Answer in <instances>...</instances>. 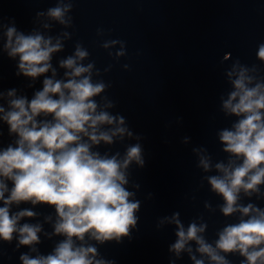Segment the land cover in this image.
<instances>
[{
  "label": "water",
  "instance_id": "obj_1",
  "mask_svg": "<svg viewBox=\"0 0 264 264\" xmlns=\"http://www.w3.org/2000/svg\"><path fill=\"white\" fill-rule=\"evenodd\" d=\"M56 7L66 9L65 23L49 16ZM11 26L25 35L51 37L53 44L59 39L62 48L52 53L47 73L33 78L20 71L19 55L10 56L6 47ZM261 44L264 0H0V106L7 111L11 99L31 100L43 89L45 77L66 81L65 73L71 70L60 62L75 56L80 47L88 56L77 63L92 64L93 83L106 85L93 98L97 111L124 117L123 125L117 120L101 129H127L122 137L114 136L111 144L93 145L92 151L119 153L118 159H123L129 146L141 147L143 165L133 160L124 170L128 181L124 187L133 193L129 199L139 202L135 225L127 235L104 242L90 233L82 241L73 237L76 246L94 247L95 260L105 264H196V260L217 264L198 251L196 240H189L179 253L173 250L179 220L185 231L192 223L203 227L198 236L227 264H245L247 258L239 251L224 252L216 248V242L225 227L257 215L256 208L264 211V184L250 194L241 189L238 210L225 215L224 198L212 189L208 178L222 175L217 163L242 162L224 151L220 140V132L234 130L242 118L227 112L223 102L235 90L232 81L242 68L253 78L249 87L264 83V60L258 56ZM13 89L16 95L9 97ZM108 102L113 106L105 107ZM2 116L0 150L15 146L18 139ZM37 119L52 120L53 116L42 113ZM202 158L210 161L209 170L201 165ZM6 183L11 189L12 181ZM250 204L253 211L248 215L239 211ZM24 209L35 215L22 217L18 227L39 225V240L20 244L19 232L10 241L0 237V264H23L24 254L30 258L54 254L67 238L55 232L59 217L54 205L22 201L13 203L10 213Z\"/></svg>",
  "mask_w": 264,
  "mask_h": 264
},
{
  "label": "clouds",
  "instance_id": "obj_2",
  "mask_svg": "<svg viewBox=\"0 0 264 264\" xmlns=\"http://www.w3.org/2000/svg\"><path fill=\"white\" fill-rule=\"evenodd\" d=\"M65 11L56 7L48 14L65 23ZM6 36L9 55H19L20 71L33 78L52 68L51 55L62 48L59 39L53 44L51 37L18 33L15 26L7 28ZM86 56L87 51L77 47L75 56L60 62L61 67L71 70L65 73L66 81L45 77L43 89L31 100L27 97L11 99L7 111L0 106L2 119L10 126V132L18 134L15 146L9 144L0 150V201L4 203L0 207V237L10 241L13 233L19 232L20 244L31 245L39 240V225L25 223L18 227L22 217H32L34 212L24 209L10 213V206L22 201L54 205L59 217L55 232L67 237L57 245L54 254L37 258L22 255L23 264H94V261L105 264L103 260H95L94 247L76 246L73 237L82 241L85 234L90 233L91 237L104 242L127 235L130 226L136 223L139 202L129 199L133 193L124 187L128 183L124 170L133 160L143 165L141 147L139 144L129 146L123 159H118L119 153L109 156L92 151L93 145L101 141L111 144L114 136L122 137L127 129L121 126L101 129L102 125H113L117 120L123 125L124 117L97 111L99 105L93 98L102 93L106 85L93 83L92 64L77 63ZM258 56L264 60V44L260 45ZM246 72L243 68L239 71L232 81L235 90L223 102L227 112L242 118L234 125V130L220 132L224 151L242 158V162L236 164L230 159L227 165L217 163L215 167L222 175L208 178L212 189L224 198L225 215L238 210L241 189L250 194L259 191L257 186L264 184V83L249 87L253 78ZM85 73L89 75H83ZM15 95V89L8 92L9 97ZM112 106L111 102L105 105ZM42 113L52 114L53 119L38 120ZM200 163L205 170L211 168L207 158H202ZM6 181H12L11 189ZM239 211L248 215L253 205L239 207ZM255 212L257 215L225 227L216 248L224 252L239 251L247 258L245 264H264V247H261L264 245V211L256 208ZM176 223L179 239L172 246L173 250L179 253L189 240H196L198 251L208 254L217 264H227L224 257L198 236L204 231L203 227L192 223L185 231L179 220ZM192 258L195 260L194 256ZM196 264L204 262L196 260Z\"/></svg>",
  "mask_w": 264,
  "mask_h": 264
}]
</instances>
